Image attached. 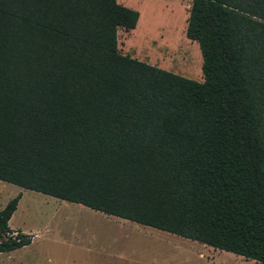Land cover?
I'll list each match as a JSON object with an SVG mask.
<instances>
[{
    "label": "trees",
    "instance_id": "trees-1",
    "mask_svg": "<svg viewBox=\"0 0 264 264\" xmlns=\"http://www.w3.org/2000/svg\"><path fill=\"white\" fill-rule=\"evenodd\" d=\"M139 17L0 0V180L264 264V0H192L201 82L119 51Z\"/></svg>",
    "mask_w": 264,
    "mask_h": 264
},
{
    "label": "rangeland",
    "instance_id": "rangeland-1",
    "mask_svg": "<svg viewBox=\"0 0 264 264\" xmlns=\"http://www.w3.org/2000/svg\"><path fill=\"white\" fill-rule=\"evenodd\" d=\"M116 1L140 16L133 29L117 30L122 54L203 80L198 43L185 35L192 0ZM17 190L16 185L0 181V208ZM115 219L79 203L24 189L8 225L29 234L31 242L0 252V264H143L153 258L160 264H261L128 220L121 227Z\"/></svg>",
    "mask_w": 264,
    "mask_h": 264
},
{
    "label": "crops",
    "instance_id": "crops-1",
    "mask_svg": "<svg viewBox=\"0 0 264 264\" xmlns=\"http://www.w3.org/2000/svg\"><path fill=\"white\" fill-rule=\"evenodd\" d=\"M0 181H2V180H0ZM3 182H5V181H3ZM9 183V182H8ZM12 184V183H11ZM15 185V184H14ZM17 187H18V190H17V192H15L16 194L17 193H19L20 192V194H21V196H20V198H19V201H18V204H17V207L19 206V203H20V201H21V199H22V196H23V191H24V189H26V188H23V187H21V186H18V185H16ZM27 190H29V189H27ZM36 192V191H35ZM40 193V192H39ZM47 195V194H46ZM17 207H16V209L14 210V212L12 213V215L15 213V211L17 210ZM1 209V208H0ZM12 215H11V217H12ZM108 216H112V215H108ZM11 217H10V219H11ZM112 217H115V218H118V219H115V220H117V221H115L116 223H119V225H121V227L122 226H125L124 224V222H125V220H127V219H124V218H119V217H116V216H112ZM10 219H9V221H10ZM128 221H130V220H128ZM121 222V223H120ZM131 222H133V221H131ZM136 223V222H135ZM11 228V227H10ZM128 228H131L130 226H128ZM133 229V228H132ZM134 230H137V228H135L134 227ZM15 232V231H14ZM21 232H23V233H25L24 231H21ZM27 234V233H26ZM149 235V234H148ZM149 238H154V236L153 235H150V236H148ZM12 251V250H11ZM10 252V251H9ZM143 264H160V262H159V260L158 259H151V260H148L147 262H145V263H143Z\"/></svg>",
    "mask_w": 264,
    "mask_h": 264
}]
</instances>
